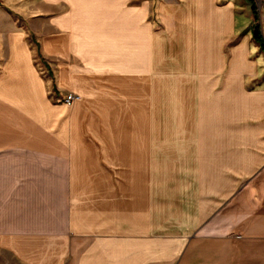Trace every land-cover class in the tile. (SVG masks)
<instances>
[{
    "label": "crops",
    "instance_id": "crops-1",
    "mask_svg": "<svg viewBox=\"0 0 264 264\" xmlns=\"http://www.w3.org/2000/svg\"><path fill=\"white\" fill-rule=\"evenodd\" d=\"M255 18L264 40V0H0V264H264Z\"/></svg>",
    "mask_w": 264,
    "mask_h": 264
},
{
    "label": "rangeland",
    "instance_id": "rangeland-1",
    "mask_svg": "<svg viewBox=\"0 0 264 264\" xmlns=\"http://www.w3.org/2000/svg\"><path fill=\"white\" fill-rule=\"evenodd\" d=\"M245 11V10H244ZM253 13V12H252ZM253 22L254 23H252V30H253V33H254V31L255 30H258L259 31V33H261V31H260V29H259V27H260V24H259V22H258V20H257V18H255V19H253ZM254 37V36H253ZM70 92V91H69ZM69 92H66L65 94H67V93H69ZM73 93V92H72ZM64 94V95H65ZM63 95V96H64ZM159 130H160V132H161V130H163V127H162V125H161V119H160V122H159Z\"/></svg>",
    "mask_w": 264,
    "mask_h": 264
},
{
    "label": "built area",
    "instance_id": "built-area-1",
    "mask_svg": "<svg viewBox=\"0 0 264 264\" xmlns=\"http://www.w3.org/2000/svg\"><path fill=\"white\" fill-rule=\"evenodd\" d=\"M76 98L77 95L75 93L69 92L62 97V101L67 104H71Z\"/></svg>",
    "mask_w": 264,
    "mask_h": 264
},
{
    "label": "trees",
    "instance_id": "trees-1",
    "mask_svg": "<svg viewBox=\"0 0 264 264\" xmlns=\"http://www.w3.org/2000/svg\"><path fill=\"white\" fill-rule=\"evenodd\" d=\"M253 36H254L255 41L264 50V40H263V37H262L261 33H259L258 30H255L254 33H253Z\"/></svg>",
    "mask_w": 264,
    "mask_h": 264
}]
</instances>
